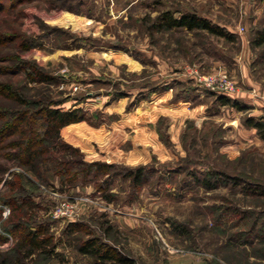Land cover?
I'll return each instance as SVG.
<instances>
[{
	"label": "rangeland",
	"instance_id": "1",
	"mask_svg": "<svg viewBox=\"0 0 264 264\" xmlns=\"http://www.w3.org/2000/svg\"><path fill=\"white\" fill-rule=\"evenodd\" d=\"M3 3L0 264H99L91 239L125 264H264V141L247 124H264V0ZM164 12L230 38L161 27ZM54 109L74 117L36 160L15 155ZM26 230L47 249L26 255Z\"/></svg>",
	"mask_w": 264,
	"mask_h": 264
},
{
	"label": "trees",
	"instance_id": "2",
	"mask_svg": "<svg viewBox=\"0 0 264 264\" xmlns=\"http://www.w3.org/2000/svg\"><path fill=\"white\" fill-rule=\"evenodd\" d=\"M4 0H0V13L4 12L5 5L3 3ZM158 21L161 27L173 29V28H185L187 31H193V30H204L208 34L223 37V38H230V36L227 34V32L214 24H211L208 20L205 18L199 17L193 13H180L178 17H174L169 12L161 13L158 16ZM6 36V35H5ZM255 45L260 46L262 43H264V31L259 32L258 36L255 40ZM32 71V69H31ZM35 74L36 72L33 71ZM223 101L228 102V99L222 98ZM47 120V124L41 126V128H38L37 130H34L31 128V130H28V135L26 138L21 139L19 138L20 142H10L9 147L11 146L13 149H16L15 155H22L24 159L28 162H32L36 160L38 155L40 154V151L37 150V145L41 141V139H45L46 137L54 138L57 134L60 126L65 124V122L71 118L74 117V114L70 113V111H60L57 109L54 110H46L45 113ZM247 124L250 126H253L256 128L258 135L260 138L264 141V124L254 122L252 119H249L247 121ZM3 129H0V138L1 140H4L11 130L13 129V126H3ZM138 174L139 171H136L133 175V181L136 182L138 180ZM137 183V182H136ZM17 225V224H16ZM72 229L79 230V227L75 224L70 225ZM22 229V226H13L12 230H18ZM21 227V228H20ZM77 227V228H76ZM24 229V228H23ZM42 230H29L25 231V234L23 236L26 240V245L29 247L26 251V255L29 254L31 251L35 250H46L49 246V238L45 236L42 237ZM80 251L83 253H90L95 259H97L99 264H105V263H113L118 262L119 264H125L126 261L122 259L119 256H114L109 251L104 252L101 248V246L98 244L97 240L91 239V240H85L80 248Z\"/></svg>",
	"mask_w": 264,
	"mask_h": 264
},
{
	"label": "built area",
	"instance_id": "3",
	"mask_svg": "<svg viewBox=\"0 0 264 264\" xmlns=\"http://www.w3.org/2000/svg\"><path fill=\"white\" fill-rule=\"evenodd\" d=\"M203 80L207 83V86H210V88H215L224 93H229L232 90L231 85L225 80L224 76H219L218 78L209 76L203 78Z\"/></svg>",
	"mask_w": 264,
	"mask_h": 264
},
{
	"label": "crops",
	"instance_id": "4",
	"mask_svg": "<svg viewBox=\"0 0 264 264\" xmlns=\"http://www.w3.org/2000/svg\"><path fill=\"white\" fill-rule=\"evenodd\" d=\"M216 26H218L217 23H216ZM218 27H220V26H218Z\"/></svg>",
	"mask_w": 264,
	"mask_h": 264
}]
</instances>
